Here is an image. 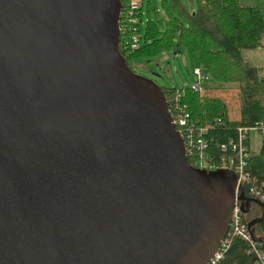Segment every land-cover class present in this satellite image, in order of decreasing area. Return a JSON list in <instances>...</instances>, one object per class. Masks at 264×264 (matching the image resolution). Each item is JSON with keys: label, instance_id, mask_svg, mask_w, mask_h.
Returning a JSON list of instances; mask_svg holds the SVG:
<instances>
[{"label": "water", "instance_id": "1", "mask_svg": "<svg viewBox=\"0 0 264 264\" xmlns=\"http://www.w3.org/2000/svg\"><path fill=\"white\" fill-rule=\"evenodd\" d=\"M120 10L0 0V264H205L227 232L236 176L188 162Z\"/></svg>", "mask_w": 264, "mask_h": 264}, {"label": "trees", "instance_id": "2", "mask_svg": "<svg viewBox=\"0 0 264 264\" xmlns=\"http://www.w3.org/2000/svg\"><path fill=\"white\" fill-rule=\"evenodd\" d=\"M186 1L188 6L182 0H158L156 6V0H142L135 23L119 21V51L131 67L132 59L142 57L148 61L173 45L177 50L179 46L190 69L199 67L217 85L235 83L238 90L235 120L228 118L227 105L222 98L210 97L204 91L199 94L189 87L178 89L183 92L180 103L191 120L199 125L211 124L215 118L227 120L224 127L212 126L208 130L206 137L214 145L233 136L236 126H249L258 121L264 124V81L259 75L260 69L250 66L241 57V50L260 45L264 33V0H257L252 6L240 5L238 0ZM150 5H153V16ZM132 36L137 39L134 48L131 47ZM161 89L167 95L177 88ZM192 160L188 158L189 162ZM246 170L257 183L264 181V136L258 150L247 160ZM254 207V215L245 217L243 214L244 222L259 215V208L255 204ZM249 209L251 204L247 212ZM252 229L256 236L264 237V221ZM247 247V242L231 239L217 264H254L253 256L246 253Z\"/></svg>", "mask_w": 264, "mask_h": 264}, {"label": "built area", "instance_id": "3", "mask_svg": "<svg viewBox=\"0 0 264 264\" xmlns=\"http://www.w3.org/2000/svg\"><path fill=\"white\" fill-rule=\"evenodd\" d=\"M120 2L119 32L121 29L119 28V21L122 23L126 21L135 23V15L141 7L142 0H120ZM136 40V37L132 36V48L136 47ZM192 75L195 76V82L189 88L201 94L204 91V82L207 79V75L199 67L192 68ZM259 75L264 81V68L260 69ZM179 88L175 89L173 93H167L164 98L171 121L183 140L184 154L187 160L188 158L193 159L192 162H188L193 167L206 171L228 169L236 176L227 232L205 264H217L233 238L247 242L246 253L253 256L254 264H264V248L261 247V244L251 239L246 222L243 221L242 203L237 199L239 191L243 190L246 196L264 205V181L257 183L246 170V162L254 153L249 144V135L251 132L255 133L260 141L264 136V124L258 121L249 126H236L233 130V136L211 145L206 137L208 130L212 126L224 127L227 120L215 118L208 125H199L197 121L191 120L185 107L180 103V97L183 92L178 90Z\"/></svg>", "mask_w": 264, "mask_h": 264}, {"label": "rangeland", "instance_id": "4", "mask_svg": "<svg viewBox=\"0 0 264 264\" xmlns=\"http://www.w3.org/2000/svg\"><path fill=\"white\" fill-rule=\"evenodd\" d=\"M185 4L186 0H182ZM240 5L252 6L257 3V0H238ZM156 6H158V0H156ZM153 5H150V15ZM190 7V6H189ZM145 5L143 3V9ZM160 12V10H159ZM263 39V38H262ZM241 57L243 61L252 67L264 68V47L258 46L254 49L241 50ZM186 56L184 51L178 46L173 45L169 50L162 51L157 56L150 58L146 61L145 58H135L130 62L131 69L142 76L152 79L160 87H190L195 82V76L192 75V69L186 65ZM204 93L208 96L220 97L227 105V116L231 120H235L238 117V90L235 83H225L217 85L210 79L204 82ZM250 147L256 152L259 148L260 141L255 133L251 132L249 135ZM256 213L254 204H251V209L245 213V217L254 215Z\"/></svg>", "mask_w": 264, "mask_h": 264}, {"label": "crops", "instance_id": "5", "mask_svg": "<svg viewBox=\"0 0 264 264\" xmlns=\"http://www.w3.org/2000/svg\"><path fill=\"white\" fill-rule=\"evenodd\" d=\"M263 38V39H262ZM260 46L264 47V33L262 34V37L260 39ZM248 64V62H247ZM263 67V66H262ZM262 67H259V69H261Z\"/></svg>", "mask_w": 264, "mask_h": 264}, {"label": "flooded vegetation", "instance_id": "6", "mask_svg": "<svg viewBox=\"0 0 264 264\" xmlns=\"http://www.w3.org/2000/svg\"><path fill=\"white\" fill-rule=\"evenodd\" d=\"M131 68V67H130Z\"/></svg>", "mask_w": 264, "mask_h": 264}]
</instances>
